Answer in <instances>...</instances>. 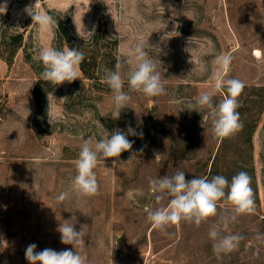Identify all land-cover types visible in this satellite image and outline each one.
Listing matches in <instances>:
<instances>
[{
  "label": "rangeland",
  "instance_id": "1",
  "mask_svg": "<svg viewBox=\"0 0 264 264\" xmlns=\"http://www.w3.org/2000/svg\"><path fill=\"white\" fill-rule=\"evenodd\" d=\"M5 3L7 10L0 13V264H29L25 251L33 243L36 251L71 249L57 231L65 220L77 231L87 226L85 245L77 250L88 264H264V239H257L264 236V110L252 133V148L238 146L248 138V120L246 131L232 136L220 151L215 168V175L229 181L240 171L249 174L253 198H259L253 213L237 216L225 230L222 220L233 215V208L221 200L215 217L199 227L182 221L165 235L151 227L146 211L166 206L169 199H155L149 178L177 170L186 179L213 173L223 140L213 135L207 110L186 109L199 93L214 90L216 55L233 57L225 78L243 81L238 101L255 105L254 96L257 106L263 102L264 0H0ZM35 3L36 11L67 21L83 42H91L99 30L103 52L117 39L114 53L122 63L137 44H148L166 94L150 98L130 92L129 108L113 119L112 92L102 81L109 70L106 62L98 63L93 73L100 87L82 69L72 83L53 86L39 80L43 66L33 57L43 46L63 49L65 44L58 27L42 31L32 23L24 9ZM22 31L24 43L7 62L11 37ZM128 71L124 63L126 92ZM221 98L217 93L214 101ZM129 126L143 133L142 139L128 136L137 156L129 160L131 152L122 153L115 168L114 158L101 160L94 169L97 195L71 193L58 201L62 192H70L84 140L94 144L104 129L127 132ZM212 227L244 239L217 258L208 235Z\"/></svg>",
  "mask_w": 264,
  "mask_h": 264
},
{
  "label": "clouds",
  "instance_id": "2",
  "mask_svg": "<svg viewBox=\"0 0 264 264\" xmlns=\"http://www.w3.org/2000/svg\"><path fill=\"white\" fill-rule=\"evenodd\" d=\"M36 3L27 5L24 9V12L31 17L32 23L37 24L42 31H52L58 27L55 17L44 11H36ZM6 10V3L0 5V13H4ZM175 27L178 28L179 25L177 24ZM77 34L79 35L78 29ZM146 47L149 45L137 44L123 63L117 62L115 70H105L102 81L112 92L113 119H119L121 112L129 108L132 99L129 95L130 92L141 93L150 98L166 94L161 72L158 70L156 61L149 57ZM33 58L43 66L39 80L58 86L80 79V66L85 59V53L83 49L69 48L67 44L63 49L48 45L41 47ZM232 59L233 57L229 54L215 56L213 63L217 67L213 73V78L216 81L214 90L199 93L195 101L190 102L186 109L199 113L207 110L208 118L211 119L212 133L220 140L236 135L244 127L238 111V97L243 92L245 85L239 79L225 78V74L230 70ZM124 63L129 65L128 92L124 91L125 80L121 75ZM217 93L222 94L218 103L214 101ZM50 98H53L52 93L48 94V99L50 100ZM101 127L103 126L101 125ZM130 135H138L141 139L143 138L142 132L137 133L129 126L127 132L116 129L109 133L104 129L103 137L94 144L91 139L84 140L79 155L74 161L76 175L71 181L70 192H62L57 197L58 201L63 202L69 198L71 193H75L78 197L97 195L99 184L94 169L97 168L101 160L105 161L108 158H114L112 166L115 168L120 162L121 154L131 152L133 148L134 141L128 139ZM140 151L142 152V149ZM136 156V152H131L129 160ZM158 156L159 154L155 155L156 158ZM149 186L158 202L163 201L166 197L169 198L166 206L146 209L151 227L165 235L168 234V227L178 225L182 221L199 227L201 223L217 215V202L221 200L230 203L233 208V215L226 216L222 220L225 230L230 222L236 220L237 216L251 214L255 211L251 177L246 171H240L229 181L223 175H211L210 173L186 179L185 173L177 170L171 175L167 174L158 179L149 178ZM68 221L60 223L57 231L60 233L61 243L71 245L72 248L62 251L45 248L42 251H36L37 245L30 244L25 251V259L29 264H88V257L77 250L82 249L85 245L84 237L87 226L82 225L77 231L74 224ZM208 235L213 242L212 249L217 258H220L223 253L235 250L240 241L244 239L239 234H222L217 227L210 228ZM257 239H264V236L258 234Z\"/></svg>",
  "mask_w": 264,
  "mask_h": 264
},
{
  "label": "trees",
  "instance_id": "3",
  "mask_svg": "<svg viewBox=\"0 0 264 264\" xmlns=\"http://www.w3.org/2000/svg\"><path fill=\"white\" fill-rule=\"evenodd\" d=\"M52 16L54 17V14H52ZM55 18L58 21L59 38L65 45L67 44L69 48L83 49L85 53V59L80 67L83 70V72H85L88 75L89 78L95 80V85L97 87H100L101 82L98 79V77L96 78L94 76L93 74L94 69H96V66L98 65V63L103 61L107 63V66L110 70H115V65L119 61L118 57L114 53V47L117 44V39L112 40L111 47L109 45H106V49L109 50L108 52H103V49L100 43V31L99 30L93 35L91 42L89 43L83 42L80 38L77 37L76 34H74L70 26L68 25L67 21L62 20L61 18L57 16ZM10 42L12 43L13 51L11 52L12 55L10 56V58H4L7 62H10L13 54L17 51V49L22 47L24 43V31L12 36ZM105 54H108V55H105ZM41 88L42 87H40L39 85L35 88V95L38 101L42 96ZM261 89L264 91V88H261ZM252 100L255 102V105H250L246 101H241V100L238 101L239 103L238 111L240 114L241 122L244 125L243 131H246L247 129L246 125L249 120V124H248L249 129L246 131V136H248V138L244 139L243 143L242 142L239 143L238 146L241 145L243 147L245 145L247 149H250L253 146L252 133L256 129V126L258 125V122L260 120V115L262 111L264 110V99L260 100V102L261 101L263 102L259 103L258 106L257 104L259 101L256 100L254 96H252ZM231 138L232 137L223 139L220 145V148H219V155L215 157V160L213 162V173L211 172L210 173L211 175H215V170H216L215 168H218L219 160L221 157L220 151L227 147L228 143L232 141ZM253 168H254V165H253ZM254 199L258 200L259 198L257 195H255Z\"/></svg>",
  "mask_w": 264,
  "mask_h": 264
}]
</instances>
